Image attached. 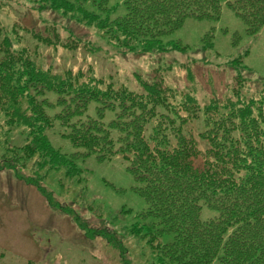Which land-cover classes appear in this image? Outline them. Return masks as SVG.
Listing matches in <instances>:
<instances>
[{"label": "trees", "instance_id": "trees-1", "mask_svg": "<svg viewBox=\"0 0 264 264\" xmlns=\"http://www.w3.org/2000/svg\"><path fill=\"white\" fill-rule=\"evenodd\" d=\"M32 1L40 10L78 14V24L101 29L117 49L132 54L165 52L162 37L187 19L217 20L223 7L244 23L251 37L264 27V0H127L125 16L112 22L108 0ZM89 4L97 12L84 8ZM11 35L0 27V113L30 131L32 144L21 150L28 159L39 153L40 168L51 171L74 166L75 155L69 160L60 156L44 136L51 124L36 99L44 89L58 97L62 112L56 120L69 129L66 139L81 152L75 160L96 156L104 162L120 156L127 163L134 191L146 205L143 219L153 221L147 231L154 237L146 244L160 263L264 264V98H248L233 87L236 79L244 81L237 73L238 61L219 68L222 74L233 73L231 96L201 106L158 81L140 82L136 94L95 81L79 83L81 77L57 80L32 62L25 48L16 50L20 41ZM91 103L97 105L95 118L81 120ZM108 113L113 119L105 125ZM193 124L201 126L196 136L189 129ZM14 162L5 168L15 172L21 159L15 156ZM25 180L51 209L76 215L74 224L85 237H105L119 249L105 229L88 228L74 211L55 203L37 180ZM203 209L217 217L201 220ZM132 233L139 235V229ZM119 252L121 263L129 264Z\"/></svg>", "mask_w": 264, "mask_h": 264}, {"label": "rangeland", "instance_id": "rangeland-1", "mask_svg": "<svg viewBox=\"0 0 264 264\" xmlns=\"http://www.w3.org/2000/svg\"><path fill=\"white\" fill-rule=\"evenodd\" d=\"M126 2L108 0L109 22L125 16ZM84 8L97 12L91 4ZM77 19L76 13L40 10L32 0H0V27L19 39L15 49L25 48L30 60L57 80L81 77L79 83L95 81L136 94L141 92L140 82L158 81L204 106L231 96L233 73L222 74L219 68L238 61L237 73L244 81L236 79L233 87L248 98H264V27L249 36L244 23L226 7L217 20H185L162 37L165 52L146 54L121 52L104 31L78 24ZM174 44L185 54L173 50ZM36 99L51 124L44 133L48 144L68 160L75 155L74 166L59 171L40 168L39 153L28 159L21 152L32 144L30 131L9 123L0 113V264H122L119 249L129 264H162L146 244L154 237L147 231L153 221L143 219L146 205L134 191L137 186L126 171L127 163L120 156L104 162L96 156L75 160L81 152L66 139L69 129L56 120L62 112L58 97L42 89ZM96 107L91 103L80 119L95 118ZM112 119L108 113L103 123L108 125ZM198 126L200 130L198 124L189 127L194 136ZM15 156L21 163L15 164L13 172L4 165H13ZM43 159L48 163V158ZM25 179L37 180L55 203L74 211L88 228L105 229L119 249L105 237H85L74 224L76 215L51 209ZM214 217L217 214L203 209L200 218ZM136 228L139 235L132 233Z\"/></svg>", "mask_w": 264, "mask_h": 264}]
</instances>
